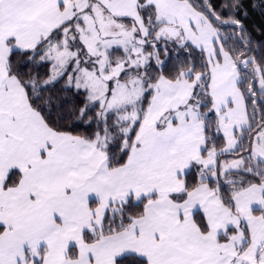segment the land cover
Listing matches in <instances>:
<instances>
[{
  "label": "snow or ice",
  "instance_id": "obj_1",
  "mask_svg": "<svg viewBox=\"0 0 264 264\" xmlns=\"http://www.w3.org/2000/svg\"><path fill=\"white\" fill-rule=\"evenodd\" d=\"M249 8L0 0V264H264Z\"/></svg>",
  "mask_w": 264,
  "mask_h": 264
},
{
  "label": "trees",
  "instance_id": "obj_2",
  "mask_svg": "<svg viewBox=\"0 0 264 264\" xmlns=\"http://www.w3.org/2000/svg\"><path fill=\"white\" fill-rule=\"evenodd\" d=\"M197 3H200V0H196ZM210 3L214 7H216L218 4L221 3V0H209ZM246 2H250V0H246ZM244 21V26L247 30L248 33L251 34V39L253 40V47H256L257 44H264V15H261V13L257 11H253L251 8L248 9V15L246 17H241ZM183 62V58H181V61ZM177 61H173V63H180ZM56 95H59V89L56 90L55 92ZM258 102H260V97L256 98ZM252 107L251 104L249 105V112L251 113ZM261 109H257V121L260 118L261 114ZM216 145L218 150L220 148H223L225 146V140L221 135H218L216 138ZM244 155H247V152L244 153ZM238 158L235 154L229 152V153H224L220 156V162L223 163L224 161H230L232 159Z\"/></svg>",
  "mask_w": 264,
  "mask_h": 264
},
{
  "label": "rangeland",
  "instance_id": "obj_3",
  "mask_svg": "<svg viewBox=\"0 0 264 264\" xmlns=\"http://www.w3.org/2000/svg\"><path fill=\"white\" fill-rule=\"evenodd\" d=\"M233 160V159H232ZM231 161V160H230Z\"/></svg>",
  "mask_w": 264,
  "mask_h": 264
}]
</instances>
